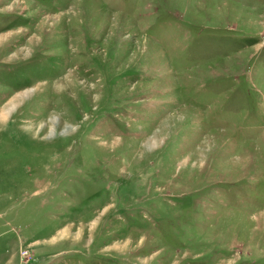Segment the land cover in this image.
Segmentation results:
<instances>
[{"label": "rangeland", "instance_id": "1", "mask_svg": "<svg viewBox=\"0 0 264 264\" xmlns=\"http://www.w3.org/2000/svg\"><path fill=\"white\" fill-rule=\"evenodd\" d=\"M0 264H264V0H0Z\"/></svg>", "mask_w": 264, "mask_h": 264}, {"label": "bare ground", "instance_id": "2", "mask_svg": "<svg viewBox=\"0 0 264 264\" xmlns=\"http://www.w3.org/2000/svg\"><path fill=\"white\" fill-rule=\"evenodd\" d=\"M24 94H26V92ZM14 105H15L14 102H9V104L6 105V107H4L5 111H11L13 109ZM4 114H5V112H4Z\"/></svg>", "mask_w": 264, "mask_h": 264}]
</instances>
